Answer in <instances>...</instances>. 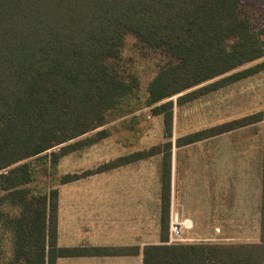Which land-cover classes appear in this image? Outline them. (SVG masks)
<instances>
[{
	"label": "trees",
	"instance_id": "trees-1",
	"mask_svg": "<svg viewBox=\"0 0 264 264\" xmlns=\"http://www.w3.org/2000/svg\"><path fill=\"white\" fill-rule=\"evenodd\" d=\"M243 6L244 0H0V264L140 252L143 264H264V150L257 242L170 243L175 106L264 72V30L253 29ZM130 34L161 57L142 108L162 117L169 142L66 173L40 190V166L56 170L62 157L107 137L100 128L112 115L127 114L132 87L116 63ZM258 123L264 125V111L186 134L176 146ZM158 154L159 244L59 245L60 185ZM7 235L10 254L2 244Z\"/></svg>",
	"mask_w": 264,
	"mask_h": 264
},
{
	"label": "crops",
	"instance_id": "crops-1",
	"mask_svg": "<svg viewBox=\"0 0 264 264\" xmlns=\"http://www.w3.org/2000/svg\"><path fill=\"white\" fill-rule=\"evenodd\" d=\"M109 126L110 124L100 129H108ZM129 129L131 132L125 134L124 142H121V138L114 139L107 130V137L96 144L101 146L99 154L105 153V157L97 166L140 150L138 139H132L135 136V129L131 125ZM225 135H220V139ZM87 136L88 134L84 137ZM214 139L216 137L180 148L182 150L185 147L199 148L202 143ZM108 144L109 146H106ZM220 146L221 140L212 147L211 154L180 156L176 154L177 149L173 150L172 147L171 217H178L185 241L220 240L221 213L220 208L215 204V196L220 195L222 170L228 174L232 170H241L229 165L222 166ZM86 151L87 148H84L62 157L60 165L67 156L79 160V164L64 173H81L87 170L89 155ZM109 153L111 154L108 155ZM224 162H229L226 157ZM242 162L245 172L244 189L247 190V158H236V163L242 165ZM161 170L162 155L158 154L60 185L59 245L62 247L138 246L142 249L146 245L159 244L162 211ZM248 171L251 175V165ZM228 182L230 180L225 181ZM233 186L243 187L238 185L236 180ZM224 238L226 241L234 240V236L231 235H226ZM57 264H143V259L140 252L136 255L60 257Z\"/></svg>",
	"mask_w": 264,
	"mask_h": 264
},
{
	"label": "rangeland",
	"instance_id": "rangeland-1",
	"mask_svg": "<svg viewBox=\"0 0 264 264\" xmlns=\"http://www.w3.org/2000/svg\"><path fill=\"white\" fill-rule=\"evenodd\" d=\"M244 11L249 16L252 27L256 31L264 30V0H244ZM161 60L158 53H154L143 46L137 37L127 35L122 51V58L117 67L124 73V77L131 84L134 101L123 104L127 114L123 117L112 115L110 126L107 127L114 139L125 141V134H130L129 125L135 129V139L140 142V150L152 148L160 149L166 139L164 136V123L162 117L152 116L150 109L142 108L147 95L149 84L157 74V62ZM176 100V97H174ZM133 110V112H131ZM264 111V72L252 76L244 81L231 85L221 91L207 95L197 101L184 106H175L173 119V150L176 154H211L212 147L221 140L219 153L222 156V166L241 168L240 171L225 173L222 170V185L220 195L215 196V204L220 208L221 229L220 240L217 242L249 243L259 240L260 228V201H261V166L264 150V125L258 123L240 128L216 139L202 143L200 147H188L182 150L176 146V140L189 132L194 133L202 129L211 128L229 121L241 119L257 112ZM194 131V132H192ZM95 132V131H94ZM90 132L88 137L95 133ZM186 133V134H184ZM224 135V134H223ZM101 140L87 147L89 155L88 169L97 167L105 157L99 154L101 146H96ZM111 144V143H110ZM106 146H109L106 145ZM176 146V147H175ZM139 150V151H140ZM200 150V151H199ZM174 153V152H173ZM109 153L108 155H110ZM229 161L224 162V158ZM247 158L246 186L244 162L236 163V158ZM72 157H65L56 170H45V165L39 167L37 186L46 189L49 184L58 185L59 177L66 174L64 171L72 169L78 163ZM81 162V160H80ZM251 165V175L248 168ZM234 178V179H233ZM230 182L225 183V181ZM234 180L243 187L235 188ZM13 211V210H11ZM227 225V226H226ZM226 235L234 236V240L226 241ZM10 237L3 238L4 252L10 254Z\"/></svg>",
	"mask_w": 264,
	"mask_h": 264
},
{
	"label": "built area",
	"instance_id": "built-area-1",
	"mask_svg": "<svg viewBox=\"0 0 264 264\" xmlns=\"http://www.w3.org/2000/svg\"><path fill=\"white\" fill-rule=\"evenodd\" d=\"M183 228L181 223L178 221L177 216L171 217L170 224V243L184 242Z\"/></svg>",
	"mask_w": 264,
	"mask_h": 264
}]
</instances>
